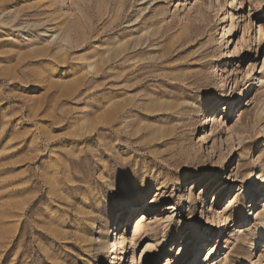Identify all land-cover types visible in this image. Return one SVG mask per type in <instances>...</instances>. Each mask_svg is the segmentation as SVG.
<instances>
[{
	"label": "rangeland",
	"instance_id": "1",
	"mask_svg": "<svg viewBox=\"0 0 264 264\" xmlns=\"http://www.w3.org/2000/svg\"><path fill=\"white\" fill-rule=\"evenodd\" d=\"M242 1L0 0V264H131L144 215L134 264H264V0Z\"/></svg>",
	"mask_w": 264,
	"mask_h": 264
},
{
	"label": "bare ground",
	"instance_id": "2",
	"mask_svg": "<svg viewBox=\"0 0 264 264\" xmlns=\"http://www.w3.org/2000/svg\"><path fill=\"white\" fill-rule=\"evenodd\" d=\"M242 0H241V4H242ZM259 14H263L262 16H261V18L260 19H264V11H262V12H259ZM248 56V49L247 50H245V52L243 53V57L244 58H246ZM263 66H264V63H263ZM222 70H223V68H222ZM257 79H259V82H255V80H253V81H251L249 84L250 85H253V84H255V85H258V83H261V85H262V87L264 88V73H262L259 77H257ZM221 83H222V81H221ZM254 86V85H253ZM256 87V86H255ZM224 105H226V104H224ZM218 111H219V113H222L221 111H220V108H218L216 111H215V114L214 115H211V116H208V126L209 125H211V121L212 120H214L215 118H219V116H217V113H218ZM210 117V118H209ZM209 119H210V122H209ZM260 119H264V108L262 109V111H261V116H260ZM206 123H207V121H206ZM214 180V179H213ZM137 181V180H136ZM157 184V191H159L160 189H161V187L163 186V184H164V182H162V183H160L159 181L158 182H156ZM135 184V183H134ZM152 184H154L153 182H152ZM160 184V185H159ZM162 185V186H161ZM135 187V186H134ZM156 187V186H155ZM150 190H151V187L150 186H147V184L145 183V182H143V183H141V185H140V187L138 188V190H137V192H138V195H139V197H140V199L144 202V201H147V197H148V195H149V192H150ZM262 192H264V189L261 191L259 188H254L253 189V191L251 192V193H248V194H246V196L248 197V196H251L250 197V200H251V202H252V208H253V206L254 205H257L258 203H259V198H260V195H261V193ZM206 193H207V188H205L204 189V196L206 195ZM161 194V193H160ZM17 196V198H16V206H17V209H18V216H22V214H23V211H24V205H23V198H22V195L18 192V194L16 195ZM15 196V197H16ZM189 197L190 196H188V199H189ZM261 197H264V195L263 196H261ZM261 204H262V202H261ZM133 206H135L134 204H130V201H128V203L126 204V207H125V209L123 210V211H121V213L125 216V215H127V213H128V215H129V212L131 211H134V215L137 213L136 212V210H137V208H135V209H132L133 208ZM237 208V206H235L234 207V209H236ZM252 208L250 209V213L248 214V218L250 217V214H251V212H252ZM27 209V208H26ZM83 209V211H82V216H84V223L81 225L80 224V226L81 227H78V232H77V235H76V238H77V240L75 241L76 242V246H77V248H78V250H80V251H82V252H85V253H90V252H92L93 251V249L95 248V246L97 245L96 243V239L94 238V234H95V227H96V220L98 219V218H100V216L99 215H97V214H91V213H93L92 211H89V210H87V208H82ZM132 209V210H131ZM147 209L148 208H146L145 209V211H144V213H143V215L145 214V212L147 211ZM259 209H260V207L256 210V211H254L253 212V215H252V217L250 218V220H247V221H245V223L243 224H241L244 228H246V227H249V225H250V223H251V221L253 220V218H254V216H255V213L257 212V211H259ZM130 212V213H131ZM122 215V216H123ZM144 219H147V217L144 215L140 220H138V223L136 224V227H135V229H134V231H133V233H131L132 235H131V241H133V246H132V262H131V264H134L135 263V257H136V250H137V248H136V241H137V239H138V236L141 234V232H142V230H145V224H146V221L144 220ZM257 224L255 225V227L253 228V232H251V235H252V237L254 238V243H253V245L256 247V248H258V249H260L261 248V238H264V210L263 211H259L258 212V214H257ZM20 218H18V221H17V226L20 224ZM225 229H227L229 226H226L227 225V219H226V222H225ZM194 227V230L196 231V235L198 236V237H200V233L198 234V230H199V225H194L193 226ZM161 229H159V227H156V229H154V228H149L148 230H146V231H153V232H158L159 233V231H160ZM223 229H222V231H221V234H220V237L221 236H223L222 237V240L227 236V232L228 231H226V233L223 235ZM150 234H152V233H150ZM157 234V233H156ZM255 234H257V235H255ZM147 236V235H146ZM257 236H260L261 238H258ZM220 237H218V238H215V237H211L210 238V240H209V242H208V247H209V245H211L212 244V242H214L213 244H215L216 242H218V241H220ZM239 237H240V234H238V235H236V237H235V241H238V240H240L239 239ZM106 238V237H105ZM103 242V241H102ZM109 243V242H108ZM122 243H123V249H125V242L124 241H122ZM106 244V243H105ZM104 244V245H105ZM99 245H102V244H99ZM107 245V244H106ZM0 246H1V243H0ZM106 247V246H105ZM108 247V246H107ZM233 247V246H232ZM213 248H214V246H212L211 245V247L209 248V251L206 253V256H207V258H208V256L212 253V250H213ZM98 250V249H97ZM100 252V251H99ZM193 252H194V249H193ZM196 252V251H195ZM160 254H161V251H159L158 252V254L156 255V256H154V258H155V260L154 261H156L157 262V260L159 259V257H160ZM261 257H264V252L263 253H261ZM206 258V259H207ZM261 259V258H260ZM143 264H150V261H148L147 260V257H143V262H142Z\"/></svg>",
	"mask_w": 264,
	"mask_h": 264
}]
</instances>
